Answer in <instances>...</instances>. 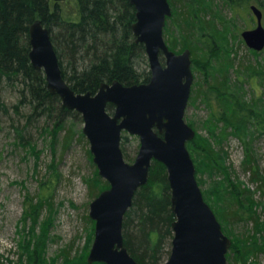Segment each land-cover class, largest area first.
I'll list each match as a JSON object with an SVG mask.
<instances>
[{
    "label": "rangeland",
    "instance_id": "obj_1",
    "mask_svg": "<svg viewBox=\"0 0 264 264\" xmlns=\"http://www.w3.org/2000/svg\"><path fill=\"white\" fill-rule=\"evenodd\" d=\"M254 1L246 0L232 8L225 0H204L210 22L206 25L217 31L211 28L215 32L207 30L204 37L199 36L200 48H196L195 58L204 63L201 48L207 52L217 49L225 57L227 65L234 64L228 68L230 90L239 93L242 100L250 102L256 110H262L264 81L253 84L243 67L245 64L253 66L256 60L264 62V48L256 56L241 36L242 30L253 28L256 24L250 9L252 4L262 11L264 26V4ZM57 3L64 17L78 18L76 0ZM172 9L173 6L171 13ZM172 22L173 17L170 16L167 20L170 38L175 26ZM163 32L169 46L167 34L165 30ZM180 36L176 35V44ZM169 48L175 52L182 51L178 50V45L175 49ZM141 67L147 69L148 64L142 63ZM191 70V90L195 86L201 87L199 92H210L206 89L207 83L203 82L202 67L191 63ZM218 86L222 91L227 88L226 85ZM202 98L194 100L189 95L184 119L198 137L211 144L221 159L217 160L218 165L214 169L209 170L203 154L191 153L195 166L199 164L196 178L204 198L218 215L226 235L231 240H235L234 237L238 239L235 241L239 247L243 246L247 231H250L249 236L254 233L264 239V204L260 203L264 202V130H256L251 123L241 125L239 130L230 127L220 129L222 122L219 121L218 127L213 125L214 121L210 122L206 98ZM18 99L19 95L12 88L6 87L0 92V102L9 109L7 114L0 112V264H85L94 238V221L88 212L93 198L91 193L96 190L93 179L97 167L92 160L89 142L82 132L83 120H67L66 128H70L73 137L66 141L63 138L66 129L56 133L51 121L49 126L43 119L26 124L23 114L29 113L28 107L19 106L18 113L13 107L19 103ZM16 127L23 130L21 142ZM121 148L124 159L133 162L139 149L138 136L123 131ZM237 186L240 190H250L242 191L239 200L245 205L253 201L252 209L257 213L260 226L245 219L237 220L230 214L239 209V202L230 193V190L238 192ZM37 241L39 254L33 257L31 254ZM27 244L30 245L25 253L23 247ZM68 258L70 262L66 260ZM227 264H264V252L257 257L249 254L245 263L231 255Z\"/></svg>",
    "mask_w": 264,
    "mask_h": 264
},
{
    "label": "trees",
    "instance_id": "obj_2",
    "mask_svg": "<svg viewBox=\"0 0 264 264\" xmlns=\"http://www.w3.org/2000/svg\"><path fill=\"white\" fill-rule=\"evenodd\" d=\"M168 1L171 7L173 6L170 16L173 17L172 26H175L171 31L173 32L172 38H170L168 32L170 26L168 27L167 23L170 16H168L164 29L167 34L166 40L173 49L177 45L178 50L190 49L191 63L202 67L203 82L207 83L206 89L210 91L199 92L201 87L194 86L190 93L191 99L206 98L210 111V122L214 121L213 125L217 127L219 121L222 122L223 127H220L222 130L227 127L239 130L241 125L247 123L253 124L256 130L259 128L264 130V108L256 110L250 102L242 100L239 93L231 91L227 84L229 65L234 64L231 62L227 65L225 57L217 49L208 50L209 53L201 48L204 52L202 60L204 63L195 58L198 50L196 48L199 47V36L204 37L207 30L217 31L216 28L211 27V29L206 25L210 22L206 15L208 13L205 11L204 0ZM225 1L233 8L246 0ZM254 2L264 4V0ZM76 3L78 18H66L59 8V3L53 0H0V92L6 87L12 88L19 95V103L13 106L17 111L15 112L18 113L21 105L28 107L29 113L23 114L26 124L43 119L49 126L48 122L51 121L53 131L56 133L66 129L63 137L66 141L73 137L69 132L70 128H66L67 120L70 118L80 120L81 115L62 105L59 96L47 89L43 71L35 69L30 62L28 28L34 19H40L49 28L50 39L58 56L62 77L75 92H95L102 82L111 83L113 80L125 85L146 82L150 76L149 68L141 67L142 63L147 65L148 62L144 44L137 42L132 33L131 24L136 16L135 8L129 0H76ZM179 34L181 35L180 41L176 44L175 37ZM258 52L251 50V53L256 56ZM252 64L253 66L250 64L243 66L246 68L244 73L250 75V81L253 84L262 83L264 62L256 60ZM218 85H226L227 88L222 91ZM113 109V104L109 103L107 110L113 112ZM8 110L0 102V112L7 114ZM15 131L21 142L23 130L16 127ZM186 145L190 155L191 153L200 156L203 154L207 161V164L204 161L205 165L209 170L218 165L217 160L220 157L211 144L198 137L197 133ZM196 169L199 170V164L195 166V175ZM94 172V181H92L96 184V190L91 193L93 198L101 190L109 187L108 182L98 176L96 169ZM236 188L239 189L238 192L230 190V193L239 202L237 206L239 209L230 214L237 217V220L245 219L260 226L257 213L252 209L253 201L245 205L239 200L242 191L250 190L247 188V190H240L238 186ZM260 203L264 204V202ZM174 219L166 168L161 162L152 160L148 180L135 191L132 205L123 219L124 245L139 264H160L167 258L173 236L171 223ZM222 230L227 234L223 226ZM249 232L247 231V234H250ZM247 234L243 237L241 247L236 244L237 238L234 237L235 240H231L226 253L228 261L231 255H235L237 259L241 258L245 263L249 254L257 257L260 252H264V239L254 233L252 236ZM29 245L23 247L25 253ZM38 254L39 242L37 241L31 255L37 257ZM66 260L71 261L69 258ZM91 264L104 263L93 262Z\"/></svg>",
    "mask_w": 264,
    "mask_h": 264
},
{
    "label": "water",
    "instance_id": "obj_3",
    "mask_svg": "<svg viewBox=\"0 0 264 264\" xmlns=\"http://www.w3.org/2000/svg\"><path fill=\"white\" fill-rule=\"evenodd\" d=\"M129 3L136 16L132 33L144 44L149 66L146 82L125 85L113 80L102 82L95 92H75L62 77L49 28L38 18L28 28L32 66L43 71L47 89L59 96L63 106L80 113L92 160L109 184L89 203L94 238L87 262L139 264L124 245L123 219L135 191L148 180L152 160H157L166 168L175 216L169 254L160 264H227L231 239L203 197L186 145L195 135L184 119L193 81L191 51L175 52L165 41L163 28L171 15L168 0ZM250 9L256 24L242 30L241 36L250 49L261 51L262 11L254 4ZM109 103L113 112L107 110ZM123 131L139 138L133 162L123 156Z\"/></svg>",
    "mask_w": 264,
    "mask_h": 264
},
{
    "label": "bare ground",
    "instance_id": "obj_4",
    "mask_svg": "<svg viewBox=\"0 0 264 264\" xmlns=\"http://www.w3.org/2000/svg\"><path fill=\"white\" fill-rule=\"evenodd\" d=\"M244 49V48H243ZM213 56V55H212ZM210 57V56H209ZM211 60V59H210ZM208 63V62H207ZM207 66V65H206ZM205 66V67H206ZM210 67V66H209ZM264 71V70H263ZM242 102V101H241ZM236 132V131H235ZM29 196V195H28ZM30 197V196H29ZM27 199V198H26ZM31 200V199H30ZM38 201V200H37ZM31 202V201H30ZM40 204V203H39ZM42 204V203H41ZM28 208V207H27ZM29 214V213H28ZM47 231V230H46ZM258 250V249H257Z\"/></svg>",
    "mask_w": 264,
    "mask_h": 264
}]
</instances>
